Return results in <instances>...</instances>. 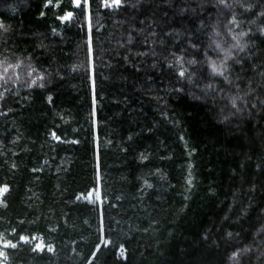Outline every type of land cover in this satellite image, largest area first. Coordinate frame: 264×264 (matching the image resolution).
I'll return each instance as SVG.
<instances>
[{"label":"trees","instance_id":"16d2710c","mask_svg":"<svg viewBox=\"0 0 264 264\" xmlns=\"http://www.w3.org/2000/svg\"><path fill=\"white\" fill-rule=\"evenodd\" d=\"M0 25V264H264V0Z\"/></svg>","mask_w":264,"mask_h":264},{"label":"snow or ice","instance_id":"6c2138e0","mask_svg":"<svg viewBox=\"0 0 264 264\" xmlns=\"http://www.w3.org/2000/svg\"><path fill=\"white\" fill-rule=\"evenodd\" d=\"M116 2L118 3L119 0H116ZM49 3H51V0H49ZM77 5L79 6V0H77ZM71 15H72V13H68L67 16L63 17V19H68L69 17H71ZM0 27H2V25H0ZM217 47H219V45H217ZM213 71L216 72L217 74H221V75H222V72H221L218 68H216L215 65H213ZM180 75L183 76L184 73L181 72ZM34 83H35V82H34ZM57 139H58V137H57ZM6 190H7V189H0V191H6ZM21 239H23V240H27L28 238H26V237H21ZM33 239H34V238H33ZM13 247H15V245H13ZM38 247H42V246H39V245H38ZM50 250H51V249H49V251H50Z\"/></svg>","mask_w":264,"mask_h":264}]
</instances>
